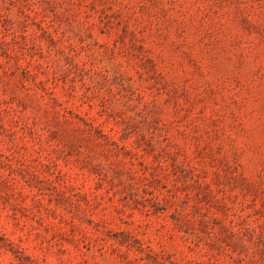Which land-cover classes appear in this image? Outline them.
Here are the masks:
<instances>
[{
    "label": "rangeland",
    "instance_id": "obj_1",
    "mask_svg": "<svg viewBox=\"0 0 264 264\" xmlns=\"http://www.w3.org/2000/svg\"><path fill=\"white\" fill-rule=\"evenodd\" d=\"M0 264H264V0H0Z\"/></svg>",
    "mask_w": 264,
    "mask_h": 264
}]
</instances>
